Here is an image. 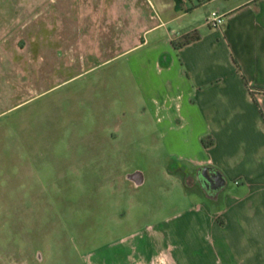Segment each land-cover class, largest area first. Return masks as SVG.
I'll list each match as a JSON object with an SVG mask.
<instances>
[{"label": "rangeland", "instance_id": "obj_1", "mask_svg": "<svg viewBox=\"0 0 264 264\" xmlns=\"http://www.w3.org/2000/svg\"><path fill=\"white\" fill-rule=\"evenodd\" d=\"M14 5L0 0V264H211L195 206L224 205L190 187L196 142L165 137L177 91L149 65L174 26L146 32L143 0Z\"/></svg>", "mask_w": 264, "mask_h": 264}, {"label": "crops", "instance_id": "obj_2", "mask_svg": "<svg viewBox=\"0 0 264 264\" xmlns=\"http://www.w3.org/2000/svg\"><path fill=\"white\" fill-rule=\"evenodd\" d=\"M28 1L14 0L17 16ZM143 2L144 21L154 23L146 32L174 26L164 47L149 59L158 75L173 79L179 100L173 132L180 136L165 137L196 142L197 149L188 150L190 187L211 204L224 205L214 214L203 203L195 206L211 264H264V93L250 95L251 88L264 89V0ZM201 6L224 16V25L210 28L197 18ZM194 31L201 39L175 51L172 43ZM216 174L225 182L219 189L208 180ZM189 176L186 171L187 181ZM228 233L235 237V248Z\"/></svg>", "mask_w": 264, "mask_h": 264}, {"label": "trees", "instance_id": "obj_3", "mask_svg": "<svg viewBox=\"0 0 264 264\" xmlns=\"http://www.w3.org/2000/svg\"><path fill=\"white\" fill-rule=\"evenodd\" d=\"M201 39V34L198 31L191 32L187 35L180 37L177 41L172 43V46L175 51L191 45ZM258 93H264V89L261 88H251L250 95L255 98ZM205 145V144H204Z\"/></svg>", "mask_w": 264, "mask_h": 264}, {"label": "water", "instance_id": "obj_4", "mask_svg": "<svg viewBox=\"0 0 264 264\" xmlns=\"http://www.w3.org/2000/svg\"><path fill=\"white\" fill-rule=\"evenodd\" d=\"M206 171H207V168H204L203 172H206ZM129 180L135 182L136 186H140L143 183V179H142V176L140 173L129 176ZM209 183L211 185H213V188L219 189L221 186L224 185L225 182L222 179V177L220 176V174H216V175L210 177ZM204 184H206V183L204 182Z\"/></svg>", "mask_w": 264, "mask_h": 264}, {"label": "built area", "instance_id": "obj_5", "mask_svg": "<svg viewBox=\"0 0 264 264\" xmlns=\"http://www.w3.org/2000/svg\"><path fill=\"white\" fill-rule=\"evenodd\" d=\"M206 24L210 28H221L224 25V16L217 12H213L207 19Z\"/></svg>", "mask_w": 264, "mask_h": 264}, {"label": "flooded vegetation", "instance_id": "obj_6", "mask_svg": "<svg viewBox=\"0 0 264 264\" xmlns=\"http://www.w3.org/2000/svg\"><path fill=\"white\" fill-rule=\"evenodd\" d=\"M202 172H200V174H201ZM203 176H204V174H202ZM208 180L210 181V178H208ZM207 180V181H208ZM207 181H204L205 183L207 182ZM211 185V184H210ZM211 187H213V185H211Z\"/></svg>", "mask_w": 264, "mask_h": 264}]
</instances>
